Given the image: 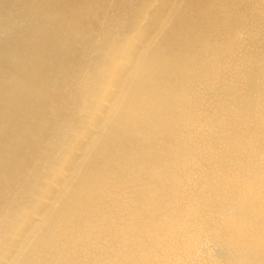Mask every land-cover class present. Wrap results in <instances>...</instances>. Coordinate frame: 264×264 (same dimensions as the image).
I'll use <instances>...</instances> for the list:
<instances>
[{
  "label": "bare ground",
  "instance_id": "1",
  "mask_svg": "<svg viewBox=\"0 0 264 264\" xmlns=\"http://www.w3.org/2000/svg\"><path fill=\"white\" fill-rule=\"evenodd\" d=\"M0 264H264V0H0Z\"/></svg>",
  "mask_w": 264,
  "mask_h": 264
},
{
  "label": "rangeland",
  "instance_id": "2",
  "mask_svg": "<svg viewBox=\"0 0 264 264\" xmlns=\"http://www.w3.org/2000/svg\"><path fill=\"white\" fill-rule=\"evenodd\" d=\"M214 249H215V248L212 247V246H210V245H208V246L206 247V250H207L209 253L213 252Z\"/></svg>",
  "mask_w": 264,
  "mask_h": 264
}]
</instances>
